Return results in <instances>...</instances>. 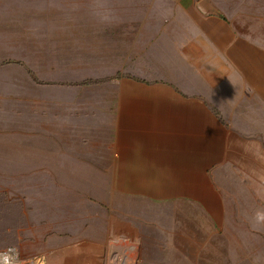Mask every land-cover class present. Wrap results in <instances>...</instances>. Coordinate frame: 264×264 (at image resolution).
I'll use <instances>...</instances> for the list:
<instances>
[{"label":"rangeland","instance_id":"rangeland-1","mask_svg":"<svg viewBox=\"0 0 264 264\" xmlns=\"http://www.w3.org/2000/svg\"><path fill=\"white\" fill-rule=\"evenodd\" d=\"M216 3L0 0L1 250L32 264H264V97L227 56L233 29L264 40V17L233 27ZM199 33L225 49L223 79L189 60ZM167 117L197 134L182 154L146 133Z\"/></svg>","mask_w":264,"mask_h":264},{"label":"crops","instance_id":"crops-1","mask_svg":"<svg viewBox=\"0 0 264 264\" xmlns=\"http://www.w3.org/2000/svg\"><path fill=\"white\" fill-rule=\"evenodd\" d=\"M224 1L225 0H217L216 9L218 12H220L221 10L223 13L226 12L231 15L233 27H241V25L245 27V25H248L247 28L249 30L250 21L252 18L254 20L264 17V4L262 3V0H258L259 3H257L256 0H249L248 2L247 0H242L241 5V0H232V3H230V5L229 3L225 4ZM220 25L222 26L223 22H221ZM232 32L235 38L232 41V47L230 49L228 48L229 55H227L231 60V66L234 67H232L234 69V71H232V74L237 80L240 79L241 75L243 76L244 74H248L250 76V80L255 85V90L262 97H264V40H257L251 37H240L238 34L236 35L234 33V29ZM261 32L258 35L264 36V31ZM210 34L211 33H209V35ZM203 36L206 35L204 33H199L197 35L198 38H193L188 43L189 45L187 47V51L189 53V58L191 57L192 59L189 60L194 62L196 61L195 64L197 66H202L200 69L205 72V75L207 77L211 78V81H218V79H223L225 68H227L225 67V65L227 64H224L225 49L221 47L219 41L215 40L213 41L214 43H211L207 37ZM208 54H210V59L215 62V68L217 71L212 72L211 76L208 74V71H204L206 68H208V66H206L208 61ZM252 59L255 60L254 65H252L250 62V60ZM244 60L247 61L245 62V64L243 62V66L245 65V68L241 66V61ZM202 61H204V63ZM246 68H248V70L245 72ZM122 123L123 119L121 118L119 120V129L121 128ZM143 125L149 137L157 140L160 146L171 150L175 155H179L184 152L186 141L191 142L198 138L197 134L186 131L183 128L182 123L174 117L164 118L162 121L157 123H152V121H144ZM185 170L186 169H184L182 166H179L178 168V172H184V174ZM120 262L121 261H119L118 264H120Z\"/></svg>","mask_w":264,"mask_h":264},{"label":"bare ground","instance_id":"bare-ground-1","mask_svg":"<svg viewBox=\"0 0 264 264\" xmlns=\"http://www.w3.org/2000/svg\"><path fill=\"white\" fill-rule=\"evenodd\" d=\"M33 260H23L17 253H10L0 249V264H32Z\"/></svg>","mask_w":264,"mask_h":264},{"label":"built area","instance_id":"built-area-1","mask_svg":"<svg viewBox=\"0 0 264 264\" xmlns=\"http://www.w3.org/2000/svg\"><path fill=\"white\" fill-rule=\"evenodd\" d=\"M4 251L10 252V253H14V252H15V251H14V252H12L11 250H7V249H6V250H4Z\"/></svg>","mask_w":264,"mask_h":264}]
</instances>
